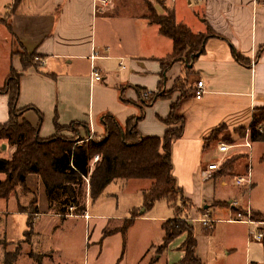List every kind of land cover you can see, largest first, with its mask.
I'll list each match as a JSON object with an SVG mask.
<instances>
[{"label": "crops", "instance_id": "1", "mask_svg": "<svg viewBox=\"0 0 264 264\" xmlns=\"http://www.w3.org/2000/svg\"><path fill=\"white\" fill-rule=\"evenodd\" d=\"M16 1L11 0L0 13L8 16L11 26L0 23V87L12 71L21 75L18 109L23 111V119L39 127L41 139L53 137L56 125L67 128L73 124L83 125L78 130L82 138L102 137L105 116L125 125L139 116L140 97L158 93L161 82L164 91H171L185 74L186 64L180 61L163 78L162 60L172 54L174 44L147 18L150 4L146 0H113L108 6L97 0ZM161 1H149L158 15L173 12L178 24L195 34L210 35L204 52L193 63L185 95L175 92L171 99L151 103L138 125L141 136L163 138L168 127L162 120L169 116L171 105L178 104L184 132L172 148L173 175L194 206L190 212L194 223L200 221L197 215L201 210L217 207L211 203L225 202L217 199V184L226 186L223 178L235 164L228 173L209 171L208 166L222 165L245 153L228 155L232 149L248 150L228 144L232 148L222 153L219 142L218 161H208L212 144L207 139L221 127L233 138L242 128L248 135L253 112L264 108V0H171L170 6L167 0ZM158 5L163 9L161 14L156 10ZM2 31L39 57L38 69H23L7 38L2 39ZM238 56L248 64L240 62ZM93 69L102 81L94 80ZM198 81H203L206 88L201 100L193 95ZM8 121V96L0 95V124ZM4 154L0 157L12 156ZM31 176L37 185L42 184L46 212L50 213L43 183L35 175H30L27 182ZM28 187L35 191V186L28 183ZM89 217L86 212L85 218ZM211 228L213 231L214 224Z\"/></svg>", "mask_w": 264, "mask_h": 264}, {"label": "trees", "instance_id": "2", "mask_svg": "<svg viewBox=\"0 0 264 264\" xmlns=\"http://www.w3.org/2000/svg\"><path fill=\"white\" fill-rule=\"evenodd\" d=\"M16 2L18 4L20 0ZM148 10L149 21L159 26L161 35L170 38L174 44L172 54L162 60L163 78L168 69L180 61L186 64L185 74L177 80L171 91H164L161 82L158 93H146L143 98L140 97L139 116L129 119L125 125L120 124L113 116H105V133L100 138L96 135L90 140L81 138L78 130L83 125L73 124L67 128L56 125L57 133L53 137L41 139L39 127H33L23 119V111L18 109L21 75L14 71L9 74L3 87H0V95L8 96L9 112V121L0 124V142H7L8 146L15 149L10 158L0 157V173L5 175L4 180H0V200L8 201L13 193L19 191L25 197L33 196L30 205L34 208L28 213L29 231H33V216H39L40 210L38 196L27 185L30 175L37 176L43 183L49 212L62 218L86 214V199L98 200L117 181L148 180L150 186L143 192L142 207L132 209L131 217L117 231L126 237L136 219L142 216V210L150 211L157 202L165 200L174 209L175 217L162 224L164 238L159 247L160 253L167 250L177 237L186 234L181 247L185 255L177 264H203L197 255L198 242L190 216L194 206L186 199L173 175L172 148L183 137L184 132V120L177 115L178 104H172L169 116L162 120L168 127L163 138L141 136L138 125L145 117V108L151 103L171 99L175 92L185 95V83L192 74L193 63L204 52L210 35L195 34L187 26L178 24L173 12L160 16L150 5ZM7 25L11 27L8 22ZM17 55L25 71L39 68V57L35 53L30 54L23 49ZM237 58L248 64L241 56ZM223 129L221 127L215 130L207 142L211 144L218 141V134ZM64 132L73 136L64 135ZM236 135L244 140L246 129H238ZM250 139L252 142H264V108L253 112ZM222 140L235 145L232 136H223ZM96 157L98 160L95 162ZM235 158L225 161L220 171L224 173L226 169L232 168L237 160ZM253 216L256 220L264 221V213H254ZM211 231L212 228H206L207 233ZM7 255L11 254L5 255L3 264H16L20 252L11 257ZM39 261L41 264V259Z\"/></svg>", "mask_w": 264, "mask_h": 264}, {"label": "rangeland", "instance_id": "3", "mask_svg": "<svg viewBox=\"0 0 264 264\" xmlns=\"http://www.w3.org/2000/svg\"><path fill=\"white\" fill-rule=\"evenodd\" d=\"M146 1L151 5L150 0ZM10 2L0 0V13L5 12ZM171 2L167 0L169 6ZM156 10L159 14L163 13L160 5ZM0 19L1 23L7 24V15H0ZM2 33V39L7 38L13 52L22 53L23 49L13 37L9 33L6 37L4 31ZM227 133L230 132L221 130L219 140L211 143L207 152L208 161L219 158V142L229 144L222 140L223 136H231ZM65 135L73 136L68 132ZM234 138L235 145L244 144L238 135ZM252 144L251 149H232L228 154L247 152L235 156L237 160L232 171L228 173L226 169L228 174L223 178L226 186L221 187L220 182L217 184V199L225 202L211 203L217 207L211 211L201 210V215H197L211 218L214 230L207 233L206 228L211 227H205L198 220L193 223L198 242L197 255L203 264H264V244L252 237L257 232V226L230 222L236 213H250L252 217L254 213H264V142L255 141ZM14 149L7 142H0V153L12 154ZM250 167L253 185H238L237 178L244 176ZM4 178L5 175L0 173V180ZM28 183L35 186V191L28 188L38 196L42 213L39 217L33 216V231H29L28 213L34 208L30 205L33 196L25 197L17 189L20 193H13L8 201L0 200V264H3L7 253L11 254L7 257H11L19 252L16 264H39L40 259L41 264H177L184 256L181 247L186 234L177 237L164 252L159 251L164 238L162 224L175 217L174 209L165 200L157 202L150 211L142 210V216L136 219L126 237L117 231L131 217L132 209L142 207L143 192L150 186L148 180L117 181L98 200L87 198L88 219L85 214L62 218L47 213L42 184L37 185L32 176ZM230 200L234 201L228 203ZM234 202L237 205L232 207ZM253 220L264 222L262 219Z\"/></svg>", "mask_w": 264, "mask_h": 264}, {"label": "built area", "instance_id": "4", "mask_svg": "<svg viewBox=\"0 0 264 264\" xmlns=\"http://www.w3.org/2000/svg\"><path fill=\"white\" fill-rule=\"evenodd\" d=\"M98 2L102 3L104 6H108L110 4H112L113 0H97ZM37 61H39V59L37 58ZM123 65V64H122ZM254 66V63H252V67ZM93 78L95 81H102V76L95 70L93 69ZM206 94V88L204 85L203 81H198L194 88H193V95L195 97V99L197 100H201L203 99V97ZM249 134L245 137L244 139V144L242 145V147H246L248 149H251V142L249 139ZM232 147L228 144L225 143H221L219 145V151L222 153H227L229 152V150ZM98 160V157H96L94 159V161L96 162ZM221 165L218 164H210L208 166V170L209 171H219L220 170ZM236 183L238 185H242V184H246L248 186H252L253 185V177H252V172H251V168H249V170L247 171V173L242 176V177H238L236 180ZM237 204L234 202L232 204L233 206H236ZM250 209V208H249ZM211 218L207 217V218H201L200 222L205 226V227H212V220H210ZM232 221L235 222H241V223H245L247 225H257L259 227V229L257 230L256 233H254L252 235L253 240H255L256 242L259 243H263L264 242V222H259V221H255L253 220L252 216L250 213L247 214H242V213H236V215L234 216V218L232 219Z\"/></svg>", "mask_w": 264, "mask_h": 264}, {"label": "water", "instance_id": "5", "mask_svg": "<svg viewBox=\"0 0 264 264\" xmlns=\"http://www.w3.org/2000/svg\"><path fill=\"white\" fill-rule=\"evenodd\" d=\"M199 56V55H198Z\"/></svg>", "mask_w": 264, "mask_h": 264}]
</instances>
